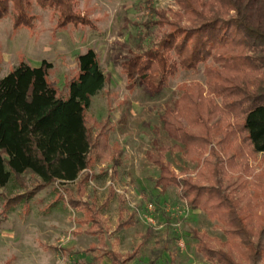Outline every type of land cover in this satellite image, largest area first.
I'll return each instance as SVG.
<instances>
[{
  "label": "trees",
  "instance_id": "1",
  "mask_svg": "<svg viewBox=\"0 0 264 264\" xmlns=\"http://www.w3.org/2000/svg\"><path fill=\"white\" fill-rule=\"evenodd\" d=\"M33 2L56 10L59 28L93 27L88 15L78 11V0H0V19L11 14L15 29L33 27ZM175 2L182 13L173 11L172 19L151 8L142 23L139 52L121 65L128 82L141 79L155 91L178 71L197 73L203 66L204 81L185 85L175 106L161 115L164 129L185 146L188 160L196 162L195 173L180 176L155 146L151 161L159 169L156 183L177 186L187 207L223 227L225 241L192 231L196 250L206 261L264 264V171L250 164L264 154V0ZM75 60L78 73L67 80L66 97L48 79L52 64L46 60L37 67L20 61L0 79V188L12 179L24 187L25 175L38 179L31 190L8 198L7 210L48 184L75 182L74 190L65 188V200L83 209L79 223L97 235L102 231L98 211L82 201L92 178L89 170L108 159L120 167L122 149L109 143L106 125L86 114L92 97L111 83V74L101 69L92 48ZM57 194L63 201V194ZM132 224L131 217H119L117 226ZM139 248L125 254L104 250L101 255L111 264H127ZM148 264H157V258Z\"/></svg>",
  "mask_w": 264,
  "mask_h": 264
},
{
  "label": "rangeland",
  "instance_id": "2",
  "mask_svg": "<svg viewBox=\"0 0 264 264\" xmlns=\"http://www.w3.org/2000/svg\"><path fill=\"white\" fill-rule=\"evenodd\" d=\"M78 2V11L88 15L93 27L69 24L59 28L58 12L41 9L34 2L30 12L36 17L33 27L15 29L11 14L0 19V79L20 61L37 66L42 58H54L60 44L62 48L72 46L75 57L88 48L95 50L101 69L111 74V83L92 97L86 114L106 125L109 143L122 149L120 167L114 168L111 159L95 163L82 197L83 202L94 204L102 231L87 233V225L79 223L83 209L67 204L64 190H74L75 182L48 184L32 199L6 210L8 198L38 183L25 175V186L21 187L12 179L0 188V264H111L101 255L104 250L125 254L137 246L136 259L127 264H148L155 257L157 264H211L196 250L192 231L225 241L223 227L201 210L187 207L177 186L158 185L159 169L151 161L157 146L180 176L194 175L196 162L188 160L185 146L164 129L161 115L175 106L185 85L204 81L203 66L197 73L178 71L159 91L141 79L128 82L121 70L122 63L139 52V35L145 33L142 23L151 8L166 11L172 19L173 11L182 13L180 7L175 0ZM58 52L62 57L63 51ZM72 58L66 55L65 69L56 57L55 67L49 70L48 79L64 97L67 80L78 73ZM99 127H93L95 134ZM250 164L256 171H264V154L256 155ZM58 192L63 201H58ZM119 217H131L133 224L119 229Z\"/></svg>",
  "mask_w": 264,
  "mask_h": 264
},
{
  "label": "crops",
  "instance_id": "3",
  "mask_svg": "<svg viewBox=\"0 0 264 264\" xmlns=\"http://www.w3.org/2000/svg\"><path fill=\"white\" fill-rule=\"evenodd\" d=\"M61 45H62V44L58 45L57 48L55 49V57H54V58H53V57L42 58V59L40 60L39 65L41 64V62H42L43 60H46L47 62H49V63L52 64V67L50 68V70H51L52 68L55 67V62H54V60L56 59V57H57L58 59L64 57V59H63V58H62V60L59 59V61L62 62V67L65 68V62H64V60H65L66 55L69 53L70 56H73L72 59H73L74 70L77 69L76 60H75L76 57H75L74 55H72L73 52L71 51L72 46L69 44V45L71 46V48H70V47H67V46H66V48H62ZM59 50L61 51V53H62V51H63V56H62V57H58V55H59V54H58V53H59L58 51H59ZM59 56H60V55H59ZM17 64H18V63H17ZM17 64H16V63L13 64V67H14L15 65H17ZM39 65H37V66H39ZM60 65H61V64H60ZM37 66H36V67H37ZM65 69H66V68H65ZM4 76H5V75H4ZM89 172L92 173L91 170H89Z\"/></svg>",
  "mask_w": 264,
  "mask_h": 264
}]
</instances>
